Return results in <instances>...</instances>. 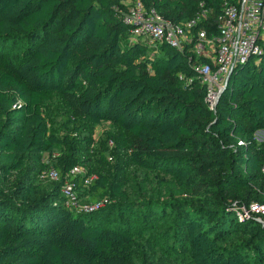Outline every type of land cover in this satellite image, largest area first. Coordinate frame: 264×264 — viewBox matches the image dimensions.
<instances>
[{"label": "trees", "instance_id": "16d2710c", "mask_svg": "<svg viewBox=\"0 0 264 264\" xmlns=\"http://www.w3.org/2000/svg\"><path fill=\"white\" fill-rule=\"evenodd\" d=\"M123 1L0 0V264H150L131 252L132 227L103 217L123 206L113 200L127 197L132 164L205 197L209 208L179 213L193 264H263L262 224L254 244L221 240L243 225L237 209L251 202L244 193L264 204L253 189L264 190V142L254 136L264 130V53L234 70L213 109L183 52L131 41ZM142 1L174 21L208 7L218 14L224 2ZM14 40L28 44L18 61L4 48ZM54 93L75 115L62 136L49 127ZM103 122L117 128L112 161L99 151L109 169L91 165L95 178L85 186V175L71 170L85 168L86 131ZM49 167L60 173L53 187L41 177ZM67 180L85 200H109L93 211L73 209L61 191Z\"/></svg>", "mask_w": 264, "mask_h": 264}, {"label": "built area", "instance_id": "2783aa9c", "mask_svg": "<svg viewBox=\"0 0 264 264\" xmlns=\"http://www.w3.org/2000/svg\"><path fill=\"white\" fill-rule=\"evenodd\" d=\"M123 3L126 8L120 9V13L131 26V41L144 42L156 51L167 45L183 52L188 65L206 85V98L213 109L234 69L264 53V0H224L218 14L208 7L183 21L164 17L142 0H124ZM238 143L241 145L244 141ZM71 175L74 178L85 175V186H90L95 178V175L88 176L83 166L74 167ZM41 177L57 181L60 173L49 167ZM61 191L67 206L85 212L98 209L107 201L83 199L74 180H67ZM237 214L240 220H249L256 214H264V204L242 206Z\"/></svg>", "mask_w": 264, "mask_h": 264}, {"label": "rangeland", "instance_id": "374dc122", "mask_svg": "<svg viewBox=\"0 0 264 264\" xmlns=\"http://www.w3.org/2000/svg\"><path fill=\"white\" fill-rule=\"evenodd\" d=\"M27 47L26 41L22 40H14L4 45L16 61L27 52ZM74 116L65 106L62 97L54 93L48 104V121L51 131L60 136L64 135L71 127L69 117ZM116 131L117 128L109 122L88 127L86 135L90 136L91 143L88 145L89 151L85 150L81 155L86 163L85 172L91 165L102 171L109 169L99 163V151H103L106 159L112 161L114 144L111 136ZM254 136L257 143L264 142V130L256 132ZM58 151L59 149L56 150ZM49 158L50 156L46 154L48 161ZM55 182L50 181L49 187L56 185ZM124 189L127 191V197L113 200L117 205L123 204V206L119 205L120 210H109L103 214V217L111 215L113 220L118 219L132 227L134 244L131 252L136 261H145L150 264H193L187 237L180 228L179 213L189 206L209 208L205 197L193 195L190 187L179 185L170 175L133 164L128 167ZM253 189L264 195V190L261 188L254 186ZM244 195L250 198V205L255 203V195H248L247 192ZM103 198L109 200L107 197ZM208 198L212 201L211 197ZM231 202L235 203V200ZM241 222L243 225L236 230L231 229L228 235L222 238L221 244L233 245L242 242L254 244L256 239L262 237L258 224L264 226V214H256L253 218ZM252 250V246H249L246 253H251Z\"/></svg>", "mask_w": 264, "mask_h": 264}, {"label": "water", "instance_id": "95a60500", "mask_svg": "<svg viewBox=\"0 0 264 264\" xmlns=\"http://www.w3.org/2000/svg\"><path fill=\"white\" fill-rule=\"evenodd\" d=\"M236 68H237V67H236ZM236 68H235V69H236ZM235 69H234V70H235ZM231 76H232V73L229 75L228 80H227V83H226V86L224 87V90H223V91L226 90V88H227V86H228V84H229V80H230Z\"/></svg>", "mask_w": 264, "mask_h": 264}]
</instances>
